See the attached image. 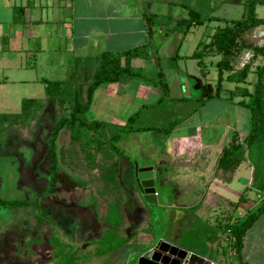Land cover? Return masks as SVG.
Wrapping results in <instances>:
<instances>
[{
  "label": "crops",
  "instance_id": "0c3cea01",
  "mask_svg": "<svg viewBox=\"0 0 264 264\" xmlns=\"http://www.w3.org/2000/svg\"><path fill=\"white\" fill-rule=\"evenodd\" d=\"M191 12L198 15L201 22L188 29L184 21L189 19ZM245 12L246 0H0V85H12L15 87L12 89H20L22 92H45V82L72 81L75 89L81 87V81H85L88 75L98 69L102 53H120L146 46L148 55L131 59L130 66L148 80L154 81L157 80L160 68L171 101L175 102V109L182 110L181 105L192 99L183 94L186 87L184 81L190 76L198 82L199 87L209 89L208 93H202V97L198 98L203 106L208 105L211 99L222 101L213 113L216 115L214 123L209 119L195 122L199 119L200 109H189L176 117V126L170 133L143 131L123 137L117 143L120 153L114 155L126 162L125 171L130 169L129 176L137 166L152 167L154 173L158 174L157 185L162 184L165 176L176 178L179 181V189L174 190L178 195L177 201L147 204L137 193L140 201L134 203L135 211L132 212L131 207L127 208L122 203L117 191L111 192L109 198L112 200L105 202L106 228L102 235L97 239L85 240L81 247L67 239L55 242L52 244L51 255L56 264H136L134 259L156 244L175 247L188 256L191 254L203 258L207 253L193 251L192 248L196 247L183 245V240L196 233H205L207 236L209 231L204 226L213 229L214 233L217 225L241 220L259 207L263 195L250 188L253 167L246 158V152L245 159L234 170L225 166L218 168L223 150L230 145L233 137L236 136L237 141L242 143L246 136L249 112L227 100V91L231 90L233 84L226 81L222 82L224 92L220 93L219 98L207 99V96H214L216 90L215 58L205 57L202 68L196 59L191 58L199 43H206L214 33L215 23L241 20ZM260 14H264V5L255 7V16L264 19V15ZM173 26L182 28L181 34L176 33L178 36L175 40L171 29ZM176 31L179 29L174 28V33ZM161 35L163 37L160 40ZM191 36L196 39V44L188 54L184 50ZM157 41L162 43L158 45ZM239 43L243 46L241 54H248L245 61L235 69L241 68L252 57L251 47L264 45V24L245 31ZM121 63H124V59ZM249 76L253 78L249 79ZM255 79L254 73L248 75V84L245 86L249 90ZM150 97L156 99L152 104L146 103ZM160 98L159 88L141 79L101 86L93 92L87 110L90 116L88 122L124 126L128 118L142 108L139 115L141 123L146 119L143 114L153 104L159 105L157 102ZM239 100L236 98L234 101ZM47 102L46 97L45 101L37 103L32 117L25 121L29 124L28 128L37 133L44 126L34 125L36 114L42 110L45 112L44 105ZM18 126L21 125L7 127L2 133ZM52 129H49V135ZM145 133L151 135L148 137ZM176 133H179V139ZM171 134L172 143L168 151L165 148L170 139L168 135ZM68 144L71 145L70 139ZM42 146H39L40 151L32 160V172L42 159ZM60 151L59 155H55V174L58 164L65 168L69 176L77 169V165H87L83 154L75 160L76 155L66 153V148L62 156ZM47 170L49 175V165ZM93 171H97V168ZM234 185L239 187L235 196L231 197ZM241 194L244 201L234 207ZM79 205L83 207L86 203L80 201ZM137 212L148 215L143 223L152 231L150 239L148 236L131 239L132 236L126 237L122 233L127 223L136 224L135 219L133 223L130 221ZM159 213L165 215L160 225L159 221L154 222L159 219ZM169 222L179 225L178 235L173 239H162L161 234ZM156 226L161 228L157 230ZM111 230H115L124 243L120 247L106 249L105 240ZM218 236L220 238V234ZM232 240L227 229L221 241H213V248L217 252L212 255L222 257L224 263L217 261V258L207 260L216 264H236ZM240 258L245 264H264V213L245 233Z\"/></svg>",
  "mask_w": 264,
  "mask_h": 264
},
{
  "label": "rangeland",
  "instance_id": "374dc122",
  "mask_svg": "<svg viewBox=\"0 0 264 264\" xmlns=\"http://www.w3.org/2000/svg\"><path fill=\"white\" fill-rule=\"evenodd\" d=\"M214 26L213 31L217 27H222L223 24L217 22ZM174 28L179 29V31L174 33ZM171 29L175 40V37L178 36L176 33L181 34L182 28L173 26ZM208 31H206L205 35H207ZM173 34L171 35L173 36ZM162 37L163 35L159 39L161 40ZM187 40L188 46H186L187 44L185 45L184 52L189 54L195 48L196 39L191 36ZM156 43L160 45L162 42L157 41ZM247 54L243 56L240 53L236 56L232 62L233 66L236 68L239 67L245 61ZM208 57H214L215 62L220 58L219 56L210 54ZM257 63L261 64V60H254L253 68L257 66ZM252 78V76H249V79ZM81 82L82 90H84L88 82L87 80ZM184 82L186 87L183 94L192 98L181 105L185 110L175 109V102L171 101V99H165L161 104L156 105L155 103L151 108H148L143 114L146 119H143L141 123L138 122L137 125L164 130L169 128L170 124L176 120L179 114L183 115L189 109H200L199 119L195 122H204L207 119L212 123L216 122V115L213 113L215 112V108L217 110V107L221 104V99H211L208 105L203 106L198 98L202 97V93H208L209 89L199 87L198 82L193 80L191 76ZM12 88L15 87L6 84L0 85V114L19 113L23 99H34L37 103H41L46 99L45 92H22L20 89L16 90ZM233 88L234 85L231 90ZM155 100L154 97H150L146 103L152 104ZM44 107L45 112L43 110L39 111L34 121V125L37 124L35 125L36 127L44 126L43 129L38 130L39 133L29 129L27 126L29 124L25 122L21 126L6 129L2 135L0 134V201H27L29 203L27 206L17 208L0 205V264H56L51 255L52 246L50 247L48 243L49 235L53 234L48 222L49 220L56 224L58 229L61 230L62 236L67 241L81 247L85 244V240L97 239L102 235L106 228L104 223L106 213L105 202L112 200L109 196L114 191H117L120 200H122V203L127 208L131 207L132 212L135 211L134 203L140 201L130 180V169L125 171L126 162L116 155H114L116 158L114 160L113 157H106L102 153H98V155H95V163L97 162L96 164L99 166L97 171H93V167L89 166V161L84 167L77 165V169L73 170L71 172L72 175L69 176L65 168L61 164H58L55 174L56 186L52 194L48 195L47 193L39 199V201L43 202L41 208L35 196L49 184L47 170L48 165L51 163L49 152L50 139L48 137L49 129L51 130L53 125L60 119L67 117L72 105L70 103L66 105L67 111H64L62 107L52 102H47ZM84 117L87 121L90 119L88 111L85 112ZM176 134L178 135L176 138L179 139V133ZM150 135L151 133H145V136L149 137ZM168 136L172 137L173 134ZM89 137L85 133L83 139L88 140ZM171 137L168 140L167 148H165L168 151L172 143ZM68 141L69 133L64 129L59 130L54 137L53 152L55 155L57 153L59 155V150L61 149L60 155L62 156V151L66 148V153H73L74 156L76 155L75 160H78V155L82 154L79 146L71 147ZM41 144H43L41 148L42 159L35 166L34 172H32V160L38 155ZM115 164L116 176L114 182H105L103 180V174ZM154 176L157 178L158 174L154 173ZM175 179L171 176H165L162 179V184L157 185V192L159 194L157 203L164 204L177 201L176 197L178 195L174 190L179 189V181ZM171 186L174 187L172 188ZM237 187L239 186L234 185V189L232 190L234 193L232 192L230 194L231 197L237 193ZM80 201L85 202L86 206L81 207L79 205ZM126 210L128 212L130 211V209ZM42 216L45 221L41 219ZM157 216L159 219L154 220V222L159 221L158 224L160 225L162 220H165V215L159 213ZM134 219L136 224L129 225L127 223L128 226L123 229L122 233L124 236H132L131 239H133L138 236L140 238L148 236L149 238L153 235L152 231L143 223V220L148 219V215L146 216L143 213L137 212L130 223H133ZM156 227L157 230L161 228V226ZM178 232L179 225H172L169 222L161 237L162 239H173L174 236L178 235ZM217 261L224 263L222 257L217 258Z\"/></svg>",
  "mask_w": 264,
  "mask_h": 264
},
{
  "label": "trees",
  "instance_id": "16d2710c",
  "mask_svg": "<svg viewBox=\"0 0 264 264\" xmlns=\"http://www.w3.org/2000/svg\"><path fill=\"white\" fill-rule=\"evenodd\" d=\"M256 5H264V0H246L245 16L237 21H219L223 26L217 27L206 43H199V47L191 55L192 59L198 61L200 68L204 66L203 59L209 54L220 57L215 63L217 70L215 94L214 96H207V99L212 97L219 98L220 93L224 92L222 82L226 81L234 85L232 90L227 91L229 92L227 100L249 112V129L246 136L242 140V143L237 141L236 136L233 137L230 145L223 150L218 162V168H224L223 166H225L230 170H234L241 160L245 159L244 154L246 152V158L253 167V179L250 188L258 194L263 195V199L259 207L243 219H237L231 224L228 222L219 224L215 228L216 231L214 233L212 232L213 229L204 226V229L209 231L207 234L208 237L205 233L202 235L196 233V235L185 238L183 245H194L196 248H192L193 251L195 250L201 254L207 253L203 258L216 260L217 256L212 255L217 252L213 248V241L214 239L221 241L222 235L228 229L231 237L234 239L231 246L235 251L234 261L236 264H245L240 258L244 235L253 225L254 221L264 213V45L251 47L252 57L241 68L235 69L232 63L235 57L243 50V46L239 43L242 34L253 27L264 24V19H258L255 16ZM200 22L201 19L199 16L193 12H191L189 19L184 21L188 29L191 26L200 25ZM147 55L148 47L146 46L120 53H102L99 57L98 69L86 78L88 84L84 90L80 86L74 89L72 81L45 82V95L48 102L59 105L64 111H67L66 105L69 103L72 105V108L69 110L67 117L60 119L55 124L49 135L51 159L49 165V187L45 188L38 195V199L45 196L55 183L54 164L56 163V158L53 150L54 137L59 130L64 129L69 133L71 147L79 146L87 162L89 163L90 161L89 166L94 169L99 168L95 163V155L102 153L106 157L112 158L114 154H119L120 151L117 148V143L123 137L143 131H165L168 133L174 129L176 126L175 121L170 124L169 128L164 130L138 126L137 123L139 122L138 119L142 108L132 114L125 125L120 127L102 122H88L84 117L85 112L91 104L95 89L113 83L126 82L131 79H142L159 88L161 98L157 104L162 103L165 99H171L167 82L160 68L156 81L148 80L141 72L131 68V59L138 57L144 58ZM122 59H124L123 64L121 63ZM256 59H260L261 64L253 68L254 60ZM250 73H254L256 76L251 90L245 86L248 84L247 77ZM69 92L72 93L69 94ZM236 98L240 100L235 102L234 100ZM37 105L34 99H23L18 114H0V134L7 127L22 125L25 121L29 120ZM85 133L90 136L88 140L83 139ZM114 166H111L103 174V180L105 182H114ZM243 201L244 197L241 194L238 202L233 206L237 207ZM0 205L17 208L27 206L29 203L27 201H0ZM217 234H220V238L219 236L217 237ZM123 243V240H120L117 236L116 231L111 230L107 234L104 246L106 249H114L120 247Z\"/></svg>",
  "mask_w": 264,
  "mask_h": 264
},
{
  "label": "water",
  "instance_id": "95a60500",
  "mask_svg": "<svg viewBox=\"0 0 264 264\" xmlns=\"http://www.w3.org/2000/svg\"><path fill=\"white\" fill-rule=\"evenodd\" d=\"M137 175L136 184L139 194L147 204H157L154 188V171L152 167L138 168L135 166ZM136 264H207L202 257L189 254V256L175 247L156 244L139 258L134 259Z\"/></svg>",
  "mask_w": 264,
  "mask_h": 264
},
{
  "label": "flooded vegetation",
  "instance_id": "af4514ba",
  "mask_svg": "<svg viewBox=\"0 0 264 264\" xmlns=\"http://www.w3.org/2000/svg\"><path fill=\"white\" fill-rule=\"evenodd\" d=\"M137 175L138 174H136L135 173V170L132 172V175H130V180H131V182H132V184H133V186H134V188H135V191L139 194V192H138V188H137V184H136V179H137ZM48 177H49V175H48ZM157 178L154 176V188H155V193H156V200H157V197L159 196V194H158V192H157ZM56 183H57V181L53 184V186L50 188V190H49V192H48V195H50V194H52V192L54 191V187L56 186ZM47 187H49V184L48 185H46V187L45 188H47ZM44 188V189H45ZM41 192H43V190L41 191ZM41 192H39V194L41 193ZM38 194V195H39ZM38 195H36L35 196V199H37L36 201L39 203V205H41V208H42V201H39V199H38ZM140 195V194H139ZM141 196V195H140ZM142 197V196H141ZM41 219H44L43 218V216L41 217ZM49 220V219H48ZM44 221H45V219H44ZM49 222V225H50V227H51V229H52V232H53V234H50L49 235V245H50V247L52 246V244H55V242H61V241H65V237H63L62 236V232H61V230H59L58 229V227L56 226V224L53 222V221H51V220H49L48 221Z\"/></svg>",
  "mask_w": 264,
  "mask_h": 264
},
{
  "label": "built area",
  "instance_id": "2783aa9c",
  "mask_svg": "<svg viewBox=\"0 0 264 264\" xmlns=\"http://www.w3.org/2000/svg\"><path fill=\"white\" fill-rule=\"evenodd\" d=\"M232 241H233V240H232ZM232 241H231V242H232ZM203 259H204V258H203ZM205 260H207V259H205ZM207 262H208L207 264H216V263L211 262V261H209V260H207ZM193 263H194V264H199V263H197V262H193ZM202 264H203V263H202Z\"/></svg>",
  "mask_w": 264,
  "mask_h": 264
}]
</instances>
